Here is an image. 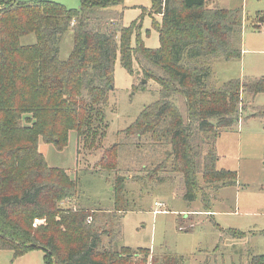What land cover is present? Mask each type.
<instances>
[{
  "label": "trees",
  "instance_id": "1",
  "mask_svg": "<svg viewBox=\"0 0 264 264\" xmlns=\"http://www.w3.org/2000/svg\"><path fill=\"white\" fill-rule=\"evenodd\" d=\"M150 1L161 16L155 50L131 46L124 0H80L76 10L0 0V250L40 249L46 264H148L149 249L118 245L120 229L113 230L117 218L140 209L142 194L135 200L128 183L148 194L176 189L204 212L221 189L237 185L235 172L216 167V141L240 122L242 98L264 93V77L219 86L213 69L240 60L242 12L206 0ZM118 55L128 75L158 86V100L121 132L144 158L133 178L120 173L118 146L102 149ZM72 131L77 151L102 150L97 168L114 174L109 213L78 207L77 178L49 167L38 149L62 150ZM249 262L264 264V256Z\"/></svg>",
  "mask_w": 264,
  "mask_h": 264
},
{
  "label": "rangeland",
  "instance_id": "2",
  "mask_svg": "<svg viewBox=\"0 0 264 264\" xmlns=\"http://www.w3.org/2000/svg\"><path fill=\"white\" fill-rule=\"evenodd\" d=\"M46 1L70 10L80 7V0ZM211 8L240 9L243 15V52L239 61L214 65L216 82L222 86L235 79L264 77V0H206ZM122 23L131 27L132 47L141 43L149 50L159 47L157 27L161 16L152 13L150 0H124ZM262 19V21H260ZM61 54L70 51V39H64ZM137 70V65L133 64ZM145 81V84H143ZM113 91L105 110L108 124L102 149L118 146L119 169L123 176H140L144 158L130 148L133 142L121 133L139 116L143 108L158 100V86L139 74L133 77L121 67L117 56ZM240 122L222 133L216 146H227L219 156V168L235 172L237 185L221 189L208 211L200 200L188 204L178 190L142 192L139 183H128L140 209L116 219L113 230L120 229L118 245L130 250L149 249L155 261L148 264H249L254 256H264V93L242 98ZM255 115V116H254ZM47 164L67 171L77 178V206L109 213L113 209L114 174L97 168L101 152L77 151L75 132H69L67 145L58 150L40 143ZM155 202L157 205L155 206ZM159 204V205H158ZM212 212V214H211ZM196 224H198L196 226ZM45 253L30 250L20 256L0 250V264H46Z\"/></svg>",
  "mask_w": 264,
  "mask_h": 264
},
{
  "label": "crops",
  "instance_id": "3",
  "mask_svg": "<svg viewBox=\"0 0 264 264\" xmlns=\"http://www.w3.org/2000/svg\"><path fill=\"white\" fill-rule=\"evenodd\" d=\"M242 47H243V43H242ZM242 52H243V48H242ZM241 58H242V53H241ZM241 58H240V60H241ZM217 142H218V139H217ZM43 144V143H42ZM42 147H45V146H40V144H39V146H38V149H39V151L41 152L42 151ZM227 146H216V151H217V153L220 155V154H223L224 152H225V150H227ZM218 164H219V162H217V165H216V167H217V169H219V170H226V169H224V168H219L218 167ZM204 212V211H203ZM207 212V211H206ZM211 214H212V212H211ZM198 224H196V226H197Z\"/></svg>",
  "mask_w": 264,
  "mask_h": 264
},
{
  "label": "water",
  "instance_id": "4",
  "mask_svg": "<svg viewBox=\"0 0 264 264\" xmlns=\"http://www.w3.org/2000/svg\"><path fill=\"white\" fill-rule=\"evenodd\" d=\"M260 21H262V19H260ZM143 84H145V81H143Z\"/></svg>",
  "mask_w": 264,
  "mask_h": 264
},
{
  "label": "built area",
  "instance_id": "5",
  "mask_svg": "<svg viewBox=\"0 0 264 264\" xmlns=\"http://www.w3.org/2000/svg\"><path fill=\"white\" fill-rule=\"evenodd\" d=\"M157 205V203L155 204V206ZM159 205V204H158Z\"/></svg>",
  "mask_w": 264,
  "mask_h": 264
}]
</instances>
